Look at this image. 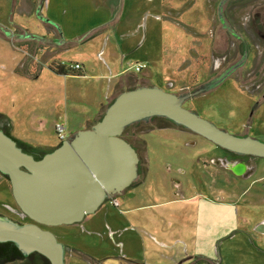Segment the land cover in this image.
I'll use <instances>...</instances> for the list:
<instances>
[{"label": "crops", "instance_id": "0c3cea01", "mask_svg": "<svg viewBox=\"0 0 264 264\" xmlns=\"http://www.w3.org/2000/svg\"><path fill=\"white\" fill-rule=\"evenodd\" d=\"M32 3L0 0V128L23 149H35L36 157L60 146L57 124H63L71 138L100 121L120 93L154 84L156 78L167 83L180 69L191 76L195 68L190 62L183 64L184 45H170L169 33L174 43L176 27L165 17L164 8L40 0L33 9ZM182 16L188 17L186 25L195 27L202 12L189 8ZM141 63L147 67L137 72L135 66ZM75 64L82 69H71ZM59 65H65L66 74L52 69ZM139 74L147 83L137 85ZM140 123L130 126V132L141 161L144 154L152 161L150 131L169 130L181 139L191 134L167 122L146 130L136 126ZM224 160L219 158L223 166ZM151 168L146 167L139 182L142 185L150 177L162 181V188L145 193L130 187L83 222L58 226L61 235L57 238L66 246V264H176L186 253L210 251L213 245L236 252L230 250L237 242L254 255L248 258L250 264H264V189L260 203L250 196L254 185L247 189L244 204L238 202L244 197L236 191L229 194L222 189L221 197L231 201L212 200L200 192L181 198L167 186L170 169L166 165L156 171ZM257 182L264 186L262 174ZM155 194L158 199H152Z\"/></svg>", "mask_w": 264, "mask_h": 264}, {"label": "rangeland", "instance_id": "374dc122", "mask_svg": "<svg viewBox=\"0 0 264 264\" xmlns=\"http://www.w3.org/2000/svg\"><path fill=\"white\" fill-rule=\"evenodd\" d=\"M32 1L33 9L40 4V0ZM258 1L261 2L262 0ZM222 2L225 5L222 6ZM95 3L110 8H164L165 17L175 25L174 43L173 37L169 33L170 45L175 44V47L184 45L187 51L183 64L186 65L190 62V65L195 66V68L192 69L191 76L184 69H180L169 82L166 83L156 78L152 82L154 84L148 86L157 85L178 94L193 92L203 84L221 76L249 48L250 58L243 67L214 90L187 101L185 106L197 111L203 117L231 133L239 136L250 135L264 141V37L257 38V36L255 38L251 36L249 21L256 16L261 8H251L248 0H95ZM189 8H193V10L195 8L196 13L198 10L202 12L199 22L195 21L196 23H194L196 24L195 27L186 25L188 17L182 16V13L188 11ZM219 8H223L226 20L230 23L231 28L240 34V39L233 36L229 28L221 22ZM259 14L260 19L264 21V11ZM190 24H193L192 20H190ZM179 28L183 29V32ZM258 28L260 33L264 34L263 26L260 27L259 25ZM187 42H190V45H186ZM252 42L255 45L254 51H252ZM198 58L199 61H197ZM36 64L40 65L39 63ZM55 67L53 66L52 69ZM35 70L33 71L34 75ZM138 76L140 79H138L137 85L147 83L143 79V74ZM163 123L166 124V121L152 119L136 126H141L139 128L146 130L145 128ZM134 128L136 129L135 126ZM125 137L130 140L134 138L130 129ZM147 138L151 142L152 161H148L146 154L143 155L139 165L140 176L136 181L137 186H132L133 190L148 193L151 189L162 188L164 185L162 181L157 182L150 177L148 182H143L142 185L139 181L143 180L142 176L146 167L149 170L152 167L151 169L156 171L158 166L166 165V168L170 169L167 170L169 173L166 174L167 186L176 191L181 198L184 196L188 199L195 196L196 192H200L212 200L231 201L229 197H221L220 191L222 189L229 194L236 191L239 196L244 197L238 202L244 204L245 198L249 196L246 193L247 189L254 185L253 188L251 187L250 196H254V201L259 203L263 201L262 199L260 201V193L264 186L260 182L254 183V181L261 174L264 176V160L258 161L253 157H241L228 153L193 133L181 139L172 134V131L155 129L147 134ZM219 158L225 159L224 166L221 165ZM241 162L248 164L246 173L236 174L230 169L229 164ZM252 167L255 168L253 174L250 173ZM184 169L187 170L186 174ZM160 179L163 180L162 177ZM189 185H191L190 188ZM158 198L159 195L157 194L152 196V199ZM162 198L161 196L160 199ZM255 205L259 204L256 203ZM0 216L8 217L18 223H31L30 220L24 219V214L13 197L11 183L1 173ZM46 229L51 230L56 236L61 235V229L58 227ZM236 242L237 240H235ZM236 244L230 250L236 252L230 253L222 250L221 244L218 249L213 245L208 247L210 251L186 253L176 264H250L248 258L252 259L254 255L249 254V250H246L241 243L237 242ZM239 248L240 250H238Z\"/></svg>", "mask_w": 264, "mask_h": 264}, {"label": "water", "instance_id": "95a60500", "mask_svg": "<svg viewBox=\"0 0 264 264\" xmlns=\"http://www.w3.org/2000/svg\"><path fill=\"white\" fill-rule=\"evenodd\" d=\"M234 70L183 94L157 85L124 91L100 121L41 159L25 152L0 128V173L9 178L18 207L32 221L18 223L0 216V243H14L23 256L38 253L50 264H66V246L46 228L79 224L136 183L141 159L123 134L140 122L166 119L228 153L264 159V141L231 133L185 106L220 86ZM229 167L236 174L247 169L243 162Z\"/></svg>", "mask_w": 264, "mask_h": 264}, {"label": "flooded vegetation", "instance_id": "af4514ba", "mask_svg": "<svg viewBox=\"0 0 264 264\" xmlns=\"http://www.w3.org/2000/svg\"><path fill=\"white\" fill-rule=\"evenodd\" d=\"M248 2H249V5L251 8H258V9L261 8L259 10V12L256 14V16L251 18V20H249L250 25H251V32H252L251 36L255 37V38L257 36H258L257 38L264 37V34H261L259 31V28H258L259 25H260V27L263 26V28H264V21H262L259 17V15H260L259 13L264 11V0H262L261 2H259L258 0H248ZM224 5H225V3H224ZM219 16H220V14H219ZM220 20L226 27L230 28V33L233 36H235L237 39L241 38L240 34L235 29L233 30V28H231V26H230V23L226 20L225 12H223V15L220 16ZM251 45H252V51H254L255 50L254 43L252 42ZM249 54H250V51H249V48H247L243 52V55L241 56V58L233 66H231L228 69V70H230L232 68H235V70L230 74V76L232 74H234L236 71H238L241 67H243L248 62V59L250 58ZM139 170H140V167H139ZM117 197H119V196H117ZM112 198H116V197H112ZM110 199H108V200H110ZM112 201L114 203V201H117V200L113 199ZM24 219H27V221L30 220L25 215H24ZM5 259H6V257L4 255H2V256L0 255V264H47L46 258L42 255H38V253H32L28 256H24V259H21V260L19 259V260H15V261H4Z\"/></svg>", "mask_w": 264, "mask_h": 264}, {"label": "trees", "instance_id": "16d2710c", "mask_svg": "<svg viewBox=\"0 0 264 264\" xmlns=\"http://www.w3.org/2000/svg\"><path fill=\"white\" fill-rule=\"evenodd\" d=\"M56 73H59V74H66L67 73V70L64 68V66H59V67H56V68H54L53 69ZM155 119H157V118H155ZM101 120V119H100ZM162 120H165L167 123H169L170 125H172V126H174V127H177V128H180V129H183V130H186L185 128H183V127H181V126H177L176 124H174L173 122H171V121H169V120H166V119H162ZM130 129V127L129 128H127L126 130H125V132H124V138L127 140V141H129L134 147H135V145L132 143V141L130 140V139H127L126 137H125V134L127 133V131ZM4 132L8 135V136H10V137H12L7 131H5L4 130ZM13 138V137H12ZM14 139V138H13ZM16 142H17V144L20 146V142L19 141H17L16 139H14ZM21 147V146H20ZM136 148V147H135ZM25 152H27V153H30V154H32V155H34V153H35V149H31L30 148V150H25V149H23ZM136 150H137V148H136ZM138 152V151H137ZM139 153V152H138ZM44 155H46V154H43L42 156H40V157H36L35 155V158L36 159H41ZM139 156H140V153H139ZM141 159V158H140ZM141 162V161H140ZM8 180H9V178L7 177V176H5ZM10 181V180H9ZM0 255L2 256V255H4L5 257H6V259L4 260V261H15V260H21V259H24V256H23V254L21 253V251L19 250V248L14 244V243H11V242H8V243H0ZM38 255H40V254H38ZM46 262H47V264H50V262H49V260L48 259H46Z\"/></svg>", "mask_w": 264, "mask_h": 264}, {"label": "built area", "instance_id": "2783aa9c", "mask_svg": "<svg viewBox=\"0 0 264 264\" xmlns=\"http://www.w3.org/2000/svg\"><path fill=\"white\" fill-rule=\"evenodd\" d=\"M65 65H63V66H65ZM146 67H147V65L146 64H143V63L136 64L135 70L137 72H141ZM70 68L73 69V70L79 71V70L82 69V66L80 64H75V65H71ZM56 131H57V134H58V137H59V140H60L61 143L63 141H65V140H68L69 139L68 133H67V130H66V127L63 124H57L56 125ZM114 204L115 205H118V202L117 201H114Z\"/></svg>", "mask_w": 264, "mask_h": 264}]
</instances>
